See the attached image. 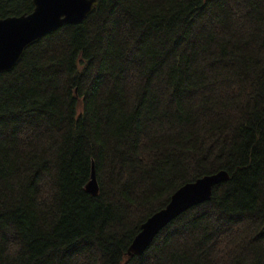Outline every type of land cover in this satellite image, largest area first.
<instances>
[{
    "label": "trees",
    "instance_id": "trees-1",
    "mask_svg": "<svg viewBox=\"0 0 264 264\" xmlns=\"http://www.w3.org/2000/svg\"><path fill=\"white\" fill-rule=\"evenodd\" d=\"M32 10L0 0V18ZM0 264H264V0H98L0 73Z\"/></svg>",
    "mask_w": 264,
    "mask_h": 264
},
{
    "label": "water",
    "instance_id": "water-1",
    "mask_svg": "<svg viewBox=\"0 0 264 264\" xmlns=\"http://www.w3.org/2000/svg\"><path fill=\"white\" fill-rule=\"evenodd\" d=\"M98 0H32L29 14L0 18V73L9 72L19 62L25 49L64 25L81 23L95 8ZM228 180L226 171H218L177 189L167 204L151 215L130 244L127 256H141L156 235L188 209L210 200L212 189ZM90 195L98 194L92 166L86 185Z\"/></svg>",
    "mask_w": 264,
    "mask_h": 264
}]
</instances>
